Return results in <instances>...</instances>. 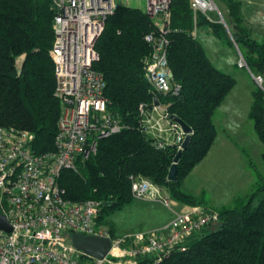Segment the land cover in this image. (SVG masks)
I'll return each instance as SVG.
<instances>
[{
    "label": "trees",
    "instance_id": "1",
    "mask_svg": "<svg viewBox=\"0 0 264 264\" xmlns=\"http://www.w3.org/2000/svg\"><path fill=\"white\" fill-rule=\"evenodd\" d=\"M221 1L228 8V28L201 13L195 15L190 0L172 1L169 68L182 85L175 95L155 94L147 80L145 60L152 45L145 38L155 26L143 9L123 5L108 18L96 43L100 59L95 69L105 77L109 109L129 127L101 139L95 155L75 169L63 170L60 178L67 199L102 203L99 222H107L134 201L132 176L165 186L183 203H203L184 192L181 183L214 145L218 134L214 116L236 79L213 64L194 31L211 28L224 45L241 50L252 73L264 74V42L254 39L244 24L242 2ZM54 16L51 0H0V124L34 133L37 153L55 149L62 111L52 56ZM156 98L194 131L178 163L177 181L169 180L176 148H158L137 125L140 104H152ZM249 117L264 146L260 86L253 91ZM242 152L256 172L253 190L223 206L217 221L193 235L187 251L159 264H264V174L246 150ZM261 157L264 162V150ZM111 231L113 235L117 231L113 224Z\"/></svg>",
    "mask_w": 264,
    "mask_h": 264
},
{
    "label": "built area",
    "instance_id": "2",
    "mask_svg": "<svg viewBox=\"0 0 264 264\" xmlns=\"http://www.w3.org/2000/svg\"><path fill=\"white\" fill-rule=\"evenodd\" d=\"M51 1L55 9L52 56L56 96L62 106L55 149L37 153L34 133L0 124V213L11 226V231L0 228V264H159L187 251L193 235L219 219L218 211L187 206L175 211L162 226L116 236L99 222L100 201L65 197L60 184L63 170L77 168L97 153L101 139L129 127L109 109L107 83L95 64L100 59L96 43L108 18L132 2ZM172 1L145 0L142 8L155 26L145 38L152 45L145 60L146 77L154 93L160 95H175L182 89L169 68ZM190 2L195 15L224 20L216 0ZM238 66L248 69L264 90L263 77L249 70L240 52ZM137 125L161 149L173 146L178 152L187 137L160 101L140 104ZM131 179L135 199L160 201L171 207L156 183L142 176ZM72 233L108 238L112 247L102 259L91 257L73 245Z\"/></svg>",
    "mask_w": 264,
    "mask_h": 264
},
{
    "label": "rangeland",
    "instance_id": "3",
    "mask_svg": "<svg viewBox=\"0 0 264 264\" xmlns=\"http://www.w3.org/2000/svg\"><path fill=\"white\" fill-rule=\"evenodd\" d=\"M144 1L131 0L134 6L138 8L144 6ZM216 2L225 22L217 18H214V21H218L228 28L225 20L228 17V8L221 0H216ZM203 30L202 34L204 33L207 36V49L209 50L210 45L213 52H215V50H218L216 47L218 43L212 37L214 34L212 29L203 27ZM233 50L235 55L230 56L226 52L220 55L223 61L233 57L232 59L236 61L238 66L239 52L241 54L242 52L237 48ZM248 75V78H244L243 81L239 82L238 90L235 88V95H228L229 100L225 99V104L223 102L221 108L217 109L214 120L219 136L217 135L215 148L213 150L211 148L212 151L210 150L206 158L185 175L181 183V189L188 194L203 199V203L198 206L208 210L219 211L223 206H231L236 198L245 196L253 190L257 180L256 172L250 167L249 159L244 155L242 149L246 150L256 163L258 170L264 174V162L261 157L264 146L260 143L254 128V122L249 117L252 104L249 110V95L246 94L250 87L254 91L259 84L256 81L253 83L250 74ZM260 76L263 77L264 84V74ZM224 128L227 130L228 136H226V133L224 134ZM227 138L232 139L233 144H237L236 147L229 146L230 142ZM246 183L248 184L247 188ZM157 185L171 202V207L160 201L134 198L131 204L123 210L115 212L107 222L102 221V223L110 230L111 225H115L117 231L114 235L123 236L127 233L148 231L162 226L172 219L175 211L183 210L187 206H196L195 204L179 201L171 195L168 188Z\"/></svg>",
    "mask_w": 264,
    "mask_h": 264
},
{
    "label": "crops",
    "instance_id": "4",
    "mask_svg": "<svg viewBox=\"0 0 264 264\" xmlns=\"http://www.w3.org/2000/svg\"><path fill=\"white\" fill-rule=\"evenodd\" d=\"M240 1L242 2V15H243L244 23L249 28L252 37L254 39H256L257 41L264 42V0H240ZM133 4L134 3H132V5ZM145 4H146V2L144 1V6H145ZM144 6H142V7H144ZM203 31H204L203 27L200 29L197 28V30L194 31L195 37H197V39L203 44V46L205 47V49L207 51V54H208L210 60L213 62V64L217 68L231 74L236 79V85L233 88V90L229 93V95H235V90L236 89L238 90L237 86L239 85V82L243 81L244 78H248L249 77L248 74H250V72L246 68H239V66H237V64H236V61L234 59H232L233 57L228 58L229 60H227V61L222 60L221 55H220L221 53L226 52L230 56H232L233 54L235 55V53H234L235 51L233 49H235L237 47L231 48L229 46L224 45L216 37L215 34H213L212 37L218 43V45H216L218 50H215V52H213V50L211 49L212 47H210V45H209V50H208L207 46H206V45H208V43L206 42L207 36L204 33L202 34ZM242 70H244V71H242ZM250 77L252 78L253 83H255L254 82L255 80L253 79L251 74H250ZM246 94L249 95V97H248V102H249L248 109L250 110V106L253 102V97H252L253 89L250 87V89L246 91ZM228 98H226V100ZM225 101L223 104H225ZM224 130H226V129L224 128ZM224 130H223L224 134L226 133V136H228L227 130L226 131H224ZM217 131H218V129H217ZM216 140H215L214 145L212 146V150L215 148V145L217 144ZM227 140L230 142L229 146L233 145V147H236L237 144L234 145L232 139L227 138ZM259 141H260V139H259ZM260 143H262V142L260 141ZM248 181H249V178H248ZM247 183H249V182H247ZM247 183H246V188L248 187Z\"/></svg>",
    "mask_w": 264,
    "mask_h": 264
},
{
    "label": "water",
    "instance_id": "5",
    "mask_svg": "<svg viewBox=\"0 0 264 264\" xmlns=\"http://www.w3.org/2000/svg\"><path fill=\"white\" fill-rule=\"evenodd\" d=\"M174 119L181 124L184 132L187 134V137L185 139L182 149L177 152L174 163L170 169L169 180L171 181L178 180V163L181 159L183 152L188 149L194 132L193 128L188 123H186L182 118L178 116H174ZM0 228L6 231H11V226L8 220L1 213H0ZM71 239L73 245L77 249L84 251L85 253L89 254L91 257L99 258V259L104 258L112 247L111 240L108 238L88 236L81 233H72Z\"/></svg>",
    "mask_w": 264,
    "mask_h": 264
},
{
    "label": "bare ground",
    "instance_id": "6",
    "mask_svg": "<svg viewBox=\"0 0 264 264\" xmlns=\"http://www.w3.org/2000/svg\"><path fill=\"white\" fill-rule=\"evenodd\" d=\"M194 36H195V34H194ZM155 101H156V102H159V101L157 100V98L155 99Z\"/></svg>",
    "mask_w": 264,
    "mask_h": 264
}]
</instances>
